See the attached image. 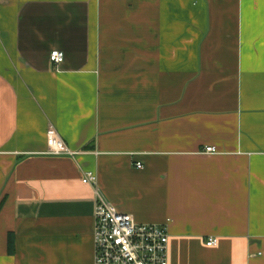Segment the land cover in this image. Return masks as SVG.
I'll return each instance as SVG.
<instances>
[{
  "label": "crops",
  "instance_id": "1",
  "mask_svg": "<svg viewBox=\"0 0 264 264\" xmlns=\"http://www.w3.org/2000/svg\"><path fill=\"white\" fill-rule=\"evenodd\" d=\"M85 171L169 264H264V0H0V264H93Z\"/></svg>",
  "mask_w": 264,
  "mask_h": 264
},
{
  "label": "built area",
  "instance_id": "2",
  "mask_svg": "<svg viewBox=\"0 0 264 264\" xmlns=\"http://www.w3.org/2000/svg\"><path fill=\"white\" fill-rule=\"evenodd\" d=\"M50 62L56 66L64 61V54L52 51ZM206 154L215 148L205 147ZM46 155L75 159L85 153L70 150L55 129L46 132ZM137 169L142 166L137 164ZM81 182L91 188L93 210V264H169V233L166 224H140L132 216L120 213L102 194L94 171H85ZM217 239L210 238L207 247H214Z\"/></svg>",
  "mask_w": 264,
  "mask_h": 264
},
{
  "label": "trees",
  "instance_id": "3",
  "mask_svg": "<svg viewBox=\"0 0 264 264\" xmlns=\"http://www.w3.org/2000/svg\"><path fill=\"white\" fill-rule=\"evenodd\" d=\"M10 246H11V242L9 241V243H8Z\"/></svg>",
  "mask_w": 264,
  "mask_h": 264
}]
</instances>
